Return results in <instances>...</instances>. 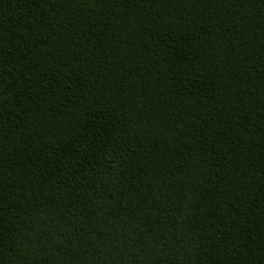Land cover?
<instances>
[{"label":"trees","instance_id":"obj_1","mask_svg":"<svg viewBox=\"0 0 264 264\" xmlns=\"http://www.w3.org/2000/svg\"><path fill=\"white\" fill-rule=\"evenodd\" d=\"M0 264H264V0H0Z\"/></svg>","mask_w":264,"mask_h":264}]
</instances>
